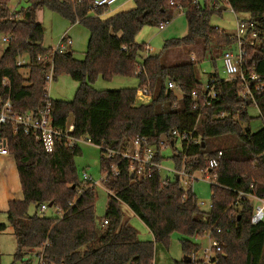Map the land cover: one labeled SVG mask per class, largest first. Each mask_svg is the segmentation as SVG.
<instances>
[{"label":"trees","instance_id":"trees-1","mask_svg":"<svg viewBox=\"0 0 264 264\" xmlns=\"http://www.w3.org/2000/svg\"><path fill=\"white\" fill-rule=\"evenodd\" d=\"M9 1L0 0V41L10 39L0 54V99L10 100L16 113H35L46 99L48 68L36 60L52 48L43 47L44 28L36 21V12L47 8L90 34L83 60L74 59L71 50L56 55L54 81L65 74L78 83V89L73 102L52 101V106L57 129L73 126L72 137L90 139L101 148L102 174L112 165L105 161L104 153L120 150L136 137L155 145L170 140L173 131L189 133L196 128L201 143L185 154L172 156L177 170L185 158H196L197 162L190 161L188 166L200 171L209 159L223 154L215 174L211 173L215 179L208 213L199 209L193 192H185L176 179L166 187L161 186L159 171L151 179H132L127 165L116 160L113 164L120 176H110L104 183L112 194L99 226L96 187L85 188L78 195L83 182L76 158L82 154L81 147L57 145L55 152L48 154L32 136L15 133L12 123L0 125V140L14 157L23 193L22 200L9 202L7 223L0 220V234L9 228L16 239L15 260L36 251L41 264H155L156 245L168 250L171 237L177 233L182 236L186 260L202 250L191 240L211 234L221 247L213 264H264V218L253 225L255 201L239 199V193L264 199V90L255 99L263 127L253 133L242 126H249L252 119L250 105L239 97V79L226 81L218 73L210 75L208 81L216 82L218 98L207 106L197 64L168 66L164 62L166 52L202 43L204 50L214 43L221 51L219 56L236 47L235 36L211 26L212 18L228 7L236 14L250 16L254 25L250 34L259 36L253 45L245 46V68L264 81V0H205L204 7L194 5V0H133L134 10L108 20L101 19L106 7L93 14L94 0H32L28 9L18 13L22 18L16 20ZM181 11L186 15L187 35L167 41L159 55L146 57V46L136 42L138 34L146 27L167 26ZM23 56L31 61L24 67L27 77L21 73L24 68L16 67ZM117 77L137 78L139 86L119 91L93 88L99 78L110 82ZM169 83L176 86L181 99L168 89ZM146 86L151 102L135 107L138 90ZM220 114L224 118H217ZM224 139L231 142L222 149L211 148L212 141ZM50 204L57 216L40 214L41 207ZM31 206L36 208L33 216L29 215ZM124 208L145 224L154 242L139 240Z\"/></svg>","mask_w":264,"mask_h":264},{"label":"rangeland","instance_id":"rangeland-1","mask_svg":"<svg viewBox=\"0 0 264 264\" xmlns=\"http://www.w3.org/2000/svg\"><path fill=\"white\" fill-rule=\"evenodd\" d=\"M125 0H118L117 4L113 5L108 9L107 12H110L120 3ZM200 6H205V0H196ZM32 0H10L9 7L13 12L19 13L23 10H26L31 5ZM38 13V18L44 28V39L43 47L44 48H53L56 47L62 36V31L65 27L70 28L66 20L62 19L59 15L51 12L47 8H39L36 12ZM250 21V16L245 13H234L230 8L224 10L221 15H215L211 20V26L220 30L221 33H225L229 36H237L238 33V22L246 23ZM71 25V24H70ZM187 19L184 12H179L176 14L174 19L167 25L163 30L160 28L146 27L144 28L137 36V40L148 43L147 39L154 37V40L151 44L153 50V55H159L162 53L165 43L169 40H176L183 38L187 33ZM86 29L83 26H78L72 32L74 47H73V57L74 59L81 61L85 57L87 50L89 36L85 34ZM143 38V39H141ZM151 43V41H150ZM201 45V44H200ZM199 45V51L196 48H185L184 50L174 49L169 52H166L164 55V62L166 65L169 64H178L177 58L180 57L176 53H181L184 51V54L187 58H193V61L197 64V74L200 82L205 85L208 82L210 75L218 73L221 78H225L223 73V64H222V55L219 56L218 53L221 51L216 50V45L214 43H209L204 50V44ZM5 46L0 44V54L4 51ZM236 47L233 46L229 51H235ZM148 53V52H146ZM171 53H174L171 54ZM218 55V56H217ZM175 56L176 60L166 61V57ZM201 57V58H200ZM215 58V64L212 63V59ZM200 59V60H199ZM181 62V61H180ZM21 73L27 77L28 69L24 68L21 70ZM139 80L137 78H122L117 77L110 82H106L99 78L93 88L97 91H119L123 89H134L138 88ZM78 89V83L73 81L69 76L62 74L57 77L55 81L51 84H48L46 91L49 98L52 101H63V102H73L76 92ZM179 96V93H177ZM248 115L252 119L249 126L243 124L244 129H250L251 132L255 133L263 127V122L259 118V110L255 105L248 107ZM229 140H216L211 142V148L213 149H222L225 144H229ZM223 146V147H222ZM82 154L76 158V166L78 169L79 178L82 180L84 173H87L92 179L96 186V201H95V213L96 221L99 226H101V221L105 216L108 194L102 184L104 174L101 171V150L100 148L93 145L82 144L81 146ZM178 151L180 146L177 145ZM163 158L166 160L162 162V171L161 174L163 177L172 176L168 173L172 171L174 163L171 160L174 155L172 149L166 150ZM198 181L194 182L192 187V192L197 199V205L199 209L208 213L211 210L212 206V191H211V182L204 180L202 174H198ZM125 218L128 220L129 224L136 229L138 232V238L141 242H154L153 235L145 226V224L137 218L132 212L127 208L123 209ZM36 213V208L31 206L29 209V215L33 216ZM45 216H57L56 211L52 208L49 209ZM2 214H0V220ZM59 216V215H58ZM182 236L179 234H174L171 237L168 250L162 246L156 245L155 252V264H177L181 263L184 259L183 248L181 244ZM196 245L201 246V252L197 254V258H202V252L204 249L210 246V241L207 237L204 238H195L191 240ZM17 250V242L12 233V230H8L0 234V264H39L36 255H32L30 251L24 256L21 260H15L14 256ZM191 260V259H190ZM193 263V262H191ZM193 264H196L195 262Z\"/></svg>","mask_w":264,"mask_h":264},{"label":"built area","instance_id":"built-area-1","mask_svg":"<svg viewBox=\"0 0 264 264\" xmlns=\"http://www.w3.org/2000/svg\"><path fill=\"white\" fill-rule=\"evenodd\" d=\"M116 1L117 0H94L91 10L93 11V14H95L96 10L100 8L106 7L109 9L116 3ZM193 3L196 6L200 5L196 0H194ZM217 8H219V5L216 6V9ZM14 18L19 20L17 15H15ZM164 28L165 26H161L160 30H163ZM252 29H254V25L250 21L248 24L238 22V33L237 36H235V39L237 40L236 50L226 51L222 56L223 73L226 76L225 80L232 81L239 79L242 82V90L239 93V97L243 101H251L250 106L255 105L256 97L264 90V81H262L256 74L248 72L245 68V46L253 45L254 41L259 36L254 32L250 34ZM9 40L10 39L6 37L2 38L0 44L6 47ZM72 46L73 41L66 33L61 37L56 47H53L47 55H42L37 58L36 63L44 65L48 68V72L45 75L46 87L54 81L56 55L63 54L71 50ZM30 62L31 61L28 57H20L16 67L22 69L29 66ZM4 83H6V81H4ZM215 83L216 82L212 80L208 81L207 84L204 85V90L207 92L205 99L207 106L211 105L218 98ZM168 89L175 92L177 91L176 86L173 83L168 84ZM45 97V101L39 106L35 113L25 114L16 113L10 100L3 101L0 99V125L12 123L15 127V133L21 131L26 136H32L48 154L54 153L57 145L63 144L68 149L80 147L82 144L93 145L90 139L72 137L71 134L74 131L73 126H69L64 131L57 129L54 126L52 100L49 98L47 91ZM177 97L181 99L182 95L179 93V96L177 95ZM193 97L196 98V95L194 94ZM150 102L151 95L148 86L140 88L136 95L135 107L148 105ZM217 118H224V114L218 115ZM196 131V128L189 133L173 131L171 133L170 140H162L155 145H151L146 139L136 137L129 141L127 145L120 150L106 151L104 153V159L112 165L104 170L103 181H101L102 184L104 185L105 181L110 176H120L118 166L113 164L116 160H118L119 163H125L127 165L130 173L134 175V179L139 181L151 179L156 171H162V160L165 159L163 158V153L166 150L172 149L174 151V155L179 153L185 154L192 146H197L201 143V137L196 136ZM177 145L180 146L179 151ZM8 155L9 152L5 142L0 140V158ZM222 156V152H219L216 157L209 159L206 162L205 167L200 171H192L188 166L190 161L196 163V158H185L182 167L179 170L174 168L172 171L168 172L169 174H172L171 177L162 176L161 186L166 187L168 184L173 182L177 176L184 191L190 192L192 191L194 182L199 180L197 178L198 174H202L204 180L212 183L215 177L211 173L215 174ZM82 182L83 184L78 192V195H81L85 188H93L98 185L94 184L93 179L87 173H84ZM107 194L111 195L112 193L107 191ZM246 197L252 199L256 203L252 217V224L256 225L264 218V199L246 195L245 193H239V199H244ZM48 210L49 207L44 205L40 209V214H44ZM106 224L107 223H104V225ZM206 237L210 241V246L203 250L201 259H198L197 255H192L191 262H195L196 264H213L217 255L221 252L220 245L211 237V234H207ZM39 264H41V262Z\"/></svg>","mask_w":264,"mask_h":264},{"label":"crops","instance_id":"crops-1","mask_svg":"<svg viewBox=\"0 0 264 264\" xmlns=\"http://www.w3.org/2000/svg\"><path fill=\"white\" fill-rule=\"evenodd\" d=\"M117 2H118V0L116 1L115 4H117ZM134 9H135L134 1L133 0H125L122 3H120L117 7H115L113 10H111L110 12H107L104 15H102L101 19L102 20H108V19L114 17L115 15H117L119 13L129 12V11L134 10ZM13 13L17 14V16L19 17V20L22 18V15H18V13H16V12H13ZM36 21L39 24H41V22H40V20L38 18V13L36 14ZM78 26H81V25H79V24L70 25L69 24L70 28L65 27L63 29V31H62L63 32L62 36L67 33L70 36V38L72 39V41H73V46L71 48V51L73 50V47H74V40H73L72 32ZM85 34H86V36H89V38H90V34H89V32L87 30H86ZM186 35H187V33H186ZM61 37H60V39H61ZM154 38H155V36L147 39L146 41H148V43L142 42V44H140L141 41H138L136 39V42L138 44L146 46V52H148V53H145L146 57L150 56V55H153V50L151 48V44H152ZM141 39H143V38H141ZM150 41H151V43H150ZM190 48L191 49L196 48V50L198 52H201V51H199L200 50L199 49V45H195V46H192ZM184 49L185 48H181V50H184ZM171 54L174 55V53H171ZM176 55L180 56V57L177 58V60L179 61L178 64H182V63H187V62L193 61V58L192 59L191 58H187V56L184 54V51H182L181 53H176ZM165 60L172 62L173 60H176V58H175V56L166 57ZM178 64H174L173 63V64H169V66H176ZM223 79H226V76ZM22 199H23V193H22V189H21V185H20V179H19V175H18V171H17V168H16V163H15L14 157L12 155H8L6 157H1L0 158V214H2L1 219H2L3 223H7V215L6 214H7V211H8L9 202H11V201H20ZM30 253L32 255H35L36 251H30Z\"/></svg>","mask_w":264,"mask_h":264},{"label":"water","instance_id":"water-1","mask_svg":"<svg viewBox=\"0 0 264 264\" xmlns=\"http://www.w3.org/2000/svg\"><path fill=\"white\" fill-rule=\"evenodd\" d=\"M227 9H228V7H223V8H222L223 11H224V10H227ZM250 104H251V101H249V102L247 103V105H250ZM131 178L134 179V175H131ZM176 180H177V181L179 180V178H178L177 176H176ZM52 207H53V205L50 204V205H49V208H52ZM186 258H187V257H184L183 261H184L185 263H190L191 260H190V259L186 260Z\"/></svg>","mask_w":264,"mask_h":264}]
</instances>
